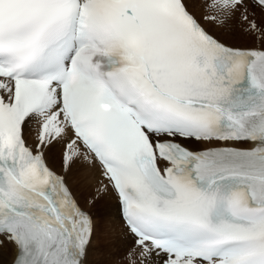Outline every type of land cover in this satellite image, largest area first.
Here are the masks:
<instances>
[{
  "label": "snow or ice",
  "instance_id": "1",
  "mask_svg": "<svg viewBox=\"0 0 264 264\" xmlns=\"http://www.w3.org/2000/svg\"><path fill=\"white\" fill-rule=\"evenodd\" d=\"M74 170L117 264H264V0H0L11 264H89Z\"/></svg>",
  "mask_w": 264,
  "mask_h": 264
},
{
  "label": "rangeland",
  "instance_id": "2",
  "mask_svg": "<svg viewBox=\"0 0 264 264\" xmlns=\"http://www.w3.org/2000/svg\"><path fill=\"white\" fill-rule=\"evenodd\" d=\"M88 199L86 198L85 200L84 198V200L86 201V202L84 201V203H86L87 205H88L87 203ZM105 199L106 200L98 201L96 205L90 209L94 214L96 211L100 220L102 218V220L100 221L101 224L98 225L99 226L98 233H96L97 239L95 238L93 242V247L90 252V259H89L90 264H117L120 256L123 254V251L125 249L126 246L125 243H127L126 238L123 234V229L119 226V222L118 221L114 222L113 219L111 218L110 214H112L111 211L112 208L110 207V205H106L107 207L105 206V204L113 203L114 199L113 198H105ZM98 203H100L99 204L100 206H98ZM102 206L104 207V209ZM113 242L116 244H112Z\"/></svg>",
  "mask_w": 264,
  "mask_h": 264
},
{
  "label": "bare ground",
  "instance_id": "3",
  "mask_svg": "<svg viewBox=\"0 0 264 264\" xmlns=\"http://www.w3.org/2000/svg\"><path fill=\"white\" fill-rule=\"evenodd\" d=\"M51 163H52V165L57 169V170H59V167H60V162H59V159H58V157L57 158H54L52 161H51ZM79 176H80V174L79 173H77L75 170L73 171V173L72 174H70V176H69V182H70V184L73 186V190L75 191V193L77 194V196H78V198H79V200L83 203V205L85 206V207H87L88 205L86 204V203H84V201L86 200V198L88 199V197H90L91 196V190L86 186V185H80L79 184ZM85 196V197H84ZM83 197V198H82ZM84 198H85V200H84ZM114 199V198H113ZM104 200H106V199H104ZM86 202V201H85ZM104 202V201H103ZM101 203V202H100ZM100 203H98V206H100L99 204ZM106 205H110V207L112 208L111 209V211H112V214H114V211H115V205H116V201H115V199L113 200V203H109V204H105V206ZM103 207V206H102ZM107 207V206H106ZM105 207V208H106ZM88 209H91V208H89V206L87 207ZM103 209H104V207H103ZM110 209V208H109ZM107 210V209H106ZM94 211V210H93ZM104 211V210H103ZM101 212V211H100ZM105 213V212H104ZM94 214V213H93ZM108 214H110V213H108ZM104 216V215H103ZM94 217H95V221H96V233H98V230H99V224H101L100 223V221L102 220V218H101V220H100V218H99V216H98V214L96 213V211H95V214H94ZM101 227V226H100ZM95 238H96V234H95V237H94V239H93V242H94V240H95ZM97 239V238H96ZM120 239V238H119ZM116 240V239H115ZM114 241V240H113ZM125 241V240H124ZM127 241V240H126ZM119 243V242H118ZM127 243H128V241H127ZM127 243H125V245L127 244ZM112 244H116V243H112ZM118 245V244H117ZM119 246V245H118ZM122 246V245H121ZM107 247V246H106ZM106 247H105V249H106ZM124 247V246H123ZM121 248V247H120ZM101 249V248H100ZM104 249V250H105ZM107 251V250H106ZM90 252H91V250H90ZM102 252V251H101ZM93 253H95V252H93ZM12 256H13V252H12V250L11 249H8V250H6V251H3V252H0V264H11V260H12ZM92 256V255H91ZM89 259H90V254H89ZM89 264H90V262H89Z\"/></svg>",
  "mask_w": 264,
  "mask_h": 264
}]
</instances>
